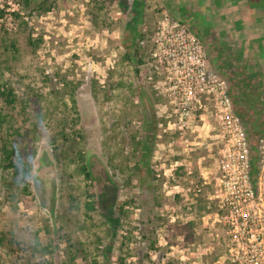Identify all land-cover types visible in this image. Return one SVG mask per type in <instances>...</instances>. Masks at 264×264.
<instances>
[{
	"label": "rangeland",
	"instance_id": "374dc122",
	"mask_svg": "<svg viewBox=\"0 0 264 264\" xmlns=\"http://www.w3.org/2000/svg\"><path fill=\"white\" fill-rule=\"evenodd\" d=\"M122 1L126 10L118 2L100 9L97 0H32L29 8L0 0V85L18 97L13 107L0 98L3 139L32 155L23 156L28 171L18 153V171L5 169L0 142V264H237L212 182L222 134L207 100L203 112L183 116L189 87L177 51L165 45L175 22L197 35L232 100L230 71L238 74L251 56L237 53L246 29L233 33L215 16L204 35L202 19L192 17L210 15L204 1L144 0L137 65L123 59L134 0ZM18 11L24 21L13 17ZM63 78L79 86L78 115L66 91H53ZM66 118H79L93 182L77 170L73 150L53 143ZM146 137L152 150L138 170ZM90 201L98 205L88 211Z\"/></svg>",
	"mask_w": 264,
	"mask_h": 264
},
{
	"label": "trees",
	"instance_id": "16d2710c",
	"mask_svg": "<svg viewBox=\"0 0 264 264\" xmlns=\"http://www.w3.org/2000/svg\"><path fill=\"white\" fill-rule=\"evenodd\" d=\"M18 5L23 7H30L33 3L32 0H14ZM101 6L100 9L119 3L120 7L125 9L122 0H97ZM204 1L206 7L204 11L210 13L208 16H203L200 12H194L192 17L202 19V25L204 28H200V32L204 35L212 33L213 18H219L227 20L232 24L233 33L244 31L246 29V35L248 37V43L246 47H242L240 52H237L240 56L245 52L246 54L251 51V56L246 59V65L244 68L238 67V74L234 71H230L231 89L236 91L233 93L232 102L236 113L242 119L244 128L249 140V148L251 154V169L252 175L255 174L256 155L258 140L264 136V30L258 29L260 25H264V19L258 17L257 11L262 8L264 11V0H200ZM182 10H186L184 5H181ZM133 16L129 19L126 32L123 41V47L125 53L123 55L124 61L133 62L137 65L142 64V48L141 42L144 40L145 34L143 32L144 23V0H134L132 4ZM49 11V10H47ZM197 11V10H196ZM13 17L16 20L24 21V16L21 12H13ZM2 16V13L0 14ZM214 18V19H215ZM184 23L183 20H179ZM23 26V24H22ZM222 33V32H221ZM220 35V34H219ZM222 35V34H221ZM12 49H16L15 42L10 43ZM17 51V49H16ZM226 64V63H225ZM231 67V64L227 62L226 68ZM233 69V68H232ZM78 84H73L68 81L67 78H63L53 88L54 93L58 96L62 90L66 91L63 96L68 98L72 107L77 112V100L75 98L78 89ZM0 98L6 107H13L18 102L16 90L9 83L0 85ZM78 115V112H77ZM252 115V116H251ZM8 123V115L0 110V142L2 143L1 149L6 161L3 166L5 169H13L18 171V166L14 162V158L18 153V162L22 163L23 156L27 157L29 161L32 160V155L20 150L10 141L3 139L5 132V125ZM79 118L69 121L66 118L62 121V126L56 135V143H63L68 146L69 149L74 151L73 162L77 164V170L84 176V178L90 182H93V174L91 172L88 155L83 151V144L86 141V136L78 128ZM61 141V142H59ZM141 146L140 158L138 159L135 167L138 170H143L147 167L149 161V155L152 150L150 144V138L146 137L142 142H138ZM29 163V162H28ZM24 167V171L30 169V165L26 163L21 164ZM98 202L90 201L86 203V209L88 211L94 210ZM38 250V249H37ZM48 249H40L39 251H45ZM31 264H48L47 261H37ZM89 264H100L97 259H92ZM120 264H125L124 260H120Z\"/></svg>",
	"mask_w": 264,
	"mask_h": 264
},
{
	"label": "built area",
	"instance_id": "2783aa9c",
	"mask_svg": "<svg viewBox=\"0 0 264 264\" xmlns=\"http://www.w3.org/2000/svg\"><path fill=\"white\" fill-rule=\"evenodd\" d=\"M170 27L165 46L177 51L182 78L189 87L182 102L183 116L200 114L207 100L222 134L220 161L212 182L217 205L225 211L222 219L229 224L233 261L264 264V136L258 140L257 169L252 175L249 140L233 109L226 81L208 65L197 35L176 22Z\"/></svg>",
	"mask_w": 264,
	"mask_h": 264
},
{
	"label": "clouds",
	"instance_id": "9594fccd",
	"mask_svg": "<svg viewBox=\"0 0 264 264\" xmlns=\"http://www.w3.org/2000/svg\"><path fill=\"white\" fill-rule=\"evenodd\" d=\"M25 179H27V177H25Z\"/></svg>",
	"mask_w": 264,
	"mask_h": 264
}]
</instances>
